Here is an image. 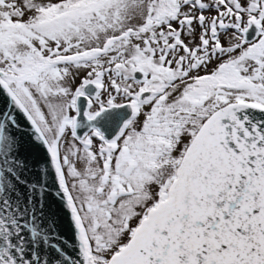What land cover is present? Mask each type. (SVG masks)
Returning a JSON list of instances; mask_svg holds the SVG:
<instances>
[{
	"label": "snow or ice",
	"instance_id": "1",
	"mask_svg": "<svg viewBox=\"0 0 264 264\" xmlns=\"http://www.w3.org/2000/svg\"><path fill=\"white\" fill-rule=\"evenodd\" d=\"M0 264H264V0H0Z\"/></svg>",
	"mask_w": 264,
	"mask_h": 264
},
{
	"label": "water",
	"instance_id": "2",
	"mask_svg": "<svg viewBox=\"0 0 264 264\" xmlns=\"http://www.w3.org/2000/svg\"><path fill=\"white\" fill-rule=\"evenodd\" d=\"M52 211H56V205H52ZM55 231L59 233L58 239L62 237L65 243L69 245V251L71 252L73 250V230L71 228L70 220L63 211L58 213L57 227L55 228Z\"/></svg>",
	"mask_w": 264,
	"mask_h": 264
}]
</instances>
